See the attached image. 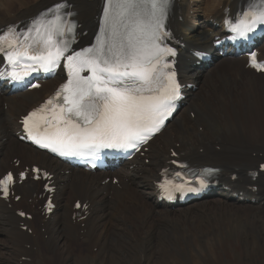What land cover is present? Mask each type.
I'll return each instance as SVG.
<instances>
[{
    "label": "bare ground",
    "instance_id": "6f19581e",
    "mask_svg": "<svg viewBox=\"0 0 264 264\" xmlns=\"http://www.w3.org/2000/svg\"><path fill=\"white\" fill-rule=\"evenodd\" d=\"M25 1L0 0V28L31 18L43 8L65 0ZM66 1L76 5L73 9L75 19L83 24L82 30L87 31L89 36L95 28L93 20L100 0ZM187 3L188 0L171 1L170 23L185 43L186 51L182 52L179 65L180 78L183 83H191L197 89L188 91L186 106L172 118V129L169 130L167 122L163 131L148 146L147 166L143 160H134L126 168L109 171L101 179L82 169L70 168L29 146L17 144L12 132L17 127L18 117L41 101L59 80H48L40 92H19L15 95L0 87V177L12 170L8 157L13 156L21 160V168L35 165L54 174L57 190L54 196L56 210L49 219L33 210V204L42 202H38L42 192L34 182H26L16 188L21 200L18 204H10L11 209L0 201V236L4 234L9 242L3 247L8 256L0 255V264H73L92 258H99L104 263L115 251L124 254L122 245L127 246L125 241L139 236L146 227L152 230L153 226L148 224L154 223L155 219L168 225L175 223L181 213L187 216L198 208L209 206L219 207L221 213L228 208V204L236 203L229 198L228 192L219 190L212 193L211 199L190 202L176 214L171 208L158 204L154 197V183L160 169L167 167L172 154H177L193 167L218 168L222 184L242 191L244 196L257 202L254 206L242 204L238 207L244 209L248 217L264 218V176L258 175L255 184L247 177L248 171L264 162V76L245 72L242 63L230 56L218 59L209 67L194 68L187 54L193 48L208 49L211 40L222 34L213 24L220 23L223 8L228 5L233 8L242 1L194 0L193 5ZM188 11L194 13V18H203V21H197L198 29L188 27L185 17ZM10 15H13L12 18ZM178 18L182 21L178 22ZM214 77L218 79L214 81ZM181 111L188 116L173 125ZM211 122L221 125L218 136L207 139L203 130L202 134L195 132L184 142L179 140L180 136L184 138L191 134L190 126L202 130ZM167 129L168 135L165 134ZM159 138V147L155 148L153 143ZM66 171L67 174L64 173ZM232 174L237 176L235 182L229 181ZM113 179H117V184H113ZM255 185V194L245 189ZM28 200H31L30 204H27ZM76 202L86 208L87 217L80 222L77 220L82 217L79 216L81 211H73ZM131 202L135 207L128 206ZM19 205H24L29 214L35 216L38 228L32 225L34 218L30 223L14 215V211L21 208ZM24 226L33 228V237L21 231ZM90 247H97V253L89 252Z\"/></svg>",
    "mask_w": 264,
    "mask_h": 264
},
{
    "label": "snow or ice",
    "instance_id": "6c2138e0",
    "mask_svg": "<svg viewBox=\"0 0 264 264\" xmlns=\"http://www.w3.org/2000/svg\"><path fill=\"white\" fill-rule=\"evenodd\" d=\"M169 5L170 0H107L96 45L71 55H66L67 37L76 25L64 19V4L50 10V19H35L23 39L9 28L0 37V53L11 67L8 78L22 81L34 71L54 73L66 61L67 82L24 118L27 137L61 156L92 157L104 149L139 150L159 132L180 95L175 73L163 71L170 67L164 57L175 55L161 44L168 35L164 21ZM243 16L232 31L246 39L257 24L264 25V2L249 5ZM251 64L264 71L255 54ZM12 180L11 174L0 180L5 196ZM160 187L171 196L168 182Z\"/></svg>",
    "mask_w": 264,
    "mask_h": 264
},
{
    "label": "rangeland",
    "instance_id": "374dc122",
    "mask_svg": "<svg viewBox=\"0 0 264 264\" xmlns=\"http://www.w3.org/2000/svg\"><path fill=\"white\" fill-rule=\"evenodd\" d=\"M193 3L194 0H188L187 4L193 5ZM12 16L10 15V18ZM186 18L188 27L192 30L199 28L197 21H203V18H194L192 11L186 13ZM215 79L218 78L214 77V81ZM259 110L262 112V108L259 107ZM187 116L185 111H181L173 121V125L178 121L181 123ZM216 123L211 122L209 127L202 130L192 125L189 128L191 134L184 138L180 136L179 140L184 142L195 132L202 134L203 130L207 139L216 137L222 130L221 125ZM172 127L171 122L169 130ZM169 130L167 129L165 134H170ZM159 140L160 138L153 143L155 148L159 147ZM8 159L12 162L11 166L14 170L18 158L13 159L12 156ZM92 175L102 179L106 173H92ZM119 179L121 182L124 180L120 177ZM128 206L135 207L132 202ZM238 206L240 205L228 204V208L221 213L219 207L198 208L187 216L181 213L175 223L168 225L155 219L154 223L148 224L153 226L152 230L146 227L139 236L129 242L125 241L127 246L122 245L123 255L115 251L104 263L99 258H92L73 264H264V218L248 217L246 211ZM18 207L23 208L22 210L26 209L24 205ZM172 212L176 214L182 212V209ZM33 225L37 226L36 219ZM5 243L9 244L3 234L0 236V251L3 252H0V255L7 258L8 255L3 251ZM79 243L84 244V242ZM47 249L50 250L49 246ZM97 250V247H90L89 252L97 253Z\"/></svg>",
    "mask_w": 264,
    "mask_h": 264
}]
</instances>
